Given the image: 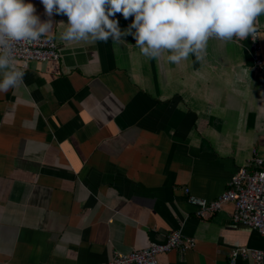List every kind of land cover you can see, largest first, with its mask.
<instances>
[{
    "label": "crops",
    "instance_id": "1",
    "mask_svg": "<svg viewBox=\"0 0 264 264\" xmlns=\"http://www.w3.org/2000/svg\"><path fill=\"white\" fill-rule=\"evenodd\" d=\"M26 2L48 19L40 0ZM114 18L121 31L133 20ZM51 19L44 35L58 61L29 64L23 84L0 92V264H108L177 230L195 246L159 264L264 251L255 230L231 222L232 204L201 219L185 194L212 201L264 158V76L250 36L211 38L204 60L177 65L167 52L143 56L132 35L62 41L68 18ZM255 26L264 64V14Z\"/></svg>",
    "mask_w": 264,
    "mask_h": 264
},
{
    "label": "clouds",
    "instance_id": "2",
    "mask_svg": "<svg viewBox=\"0 0 264 264\" xmlns=\"http://www.w3.org/2000/svg\"><path fill=\"white\" fill-rule=\"evenodd\" d=\"M46 21L26 0H0V92L23 84L24 73L12 68L16 45L35 42L52 28L53 14L68 18L60 39L67 42L124 41L132 35L143 56L179 65L190 56L202 61L211 38L231 42L255 36L264 0H40ZM116 13L133 17L121 31ZM135 29L133 32L132 30ZM125 42V41H124Z\"/></svg>",
    "mask_w": 264,
    "mask_h": 264
},
{
    "label": "built area",
    "instance_id": "3",
    "mask_svg": "<svg viewBox=\"0 0 264 264\" xmlns=\"http://www.w3.org/2000/svg\"><path fill=\"white\" fill-rule=\"evenodd\" d=\"M257 35L256 32L254 37L250 36L252 60L254 68L264 76ZM58 59L59 52L55 41L43 35L35 42L26 41L16 45L12 68L23 71L31 63L57 62ZM248 163L238 168L228 180L225 191L212 201L197 198L188 190H185V194L187 202L197 208L196 215L201 219L219 212L226 204H232L231 222L255 230L264 240V158L254 155ZM194 246V240L184 237L181 231L177 230L163 241L149 242L144 248L128 253L114 252L108 264H159V255L175 250L187 251ZM237 260L263 264L264 251L245 247L234 248L230 251L229 264H235Z\"/></svg>",
    "mask_w": 264,
    "mask_h": 264
}]
</instances>
